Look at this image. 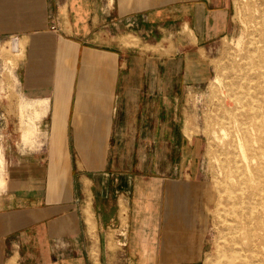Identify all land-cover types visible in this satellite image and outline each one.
I'll return each instance as SVG.
<instances>
[{
	"label": "crops",
	"instance_id": "obj_1",
	"mask_svg": "<svg viewBox=\"0 0 264 264\" xmlns=\"http://www.w3.org/2000/svg\"><path fill=\"white\" fill-rule=\"evenodd\" d=\"M230 13L229 0H0L31 117H0V264L204 258L214 196L183 99L209 76L202 50L235 34Z\"/></svg>",
	"mask_w": 264,
	"mask_h": 264
},
{
	"label": "rangeland",
	"instance_id": "obj_2",
	"mask_svg": "<svg viewBox=\"0 0 264 264\" xmlns=\"http://www.w3.org/2000/svg\"><path fill=\"white\" fill-rule=\"evenodd\" d=\"M229 2L231 25L234 26L235 34L218 38L211 42L206 49L202 50L208 59L209 76L202 86L192 88L183 99V115L187 131L190 134L197 133L206 138L204 140L206 149H204L200 165L214 196L213 204L208 207L207 249L204 258L197 264H220L224 259L222 258L223 251L231 248L230 240L232 236L229 234L225 220L224 208L226 203L224 192L228 187L236 189L238 184L236 179H229V176L234 175V172H227L225 169V164L231 163L228 153L232 150L233 145L232 136L227 135V138L223 133V125L220 122L223 108L220 100L224 96L223 90L226 91L227 84L233 77L229 67L234 61H241L239 55L245 53L246 44L253 38L254 33H257L248 22V0H229ZM161 32V34L168 35L162 41L169 42L170 45L167 46L171 48L172 30L165 29ZM21 46L24 48L23 43ZM11 49L9 43L0 44V60L5 63L6 67V70H0V117L5 118L8 122L11 119L13 120L14 117L19 118V121L23 124L17 127L21 129L26 121L25 114L27 113L28 118H31L26 106L30 104H24L26 109L22 112L19 102L21 94L24 93H22V88H16L17 83L13 71L15 63L23 56V53L19 54ZM4 86L6 87L4 88ZM249 126L251 132H253L251 134H254V125L250 123ZM1 128L5 127L1 126ZM6 128L7 130L12 129L13 125H8ZM28 128L30 127L27 126L23 129L22 135ZM3 150L2 141H0V153L4 154ZM2 172L4 170L0 171V173ZM115 242L116 245L114 247H123L119 239Z\"/></svg>",
	"mask_w": 264,
	"mask_h": 264
},
{
	"label": "bare ground",
	"instance_id": "obj_3",
	"mask_svg": "<svg viewBox=\"0 0 264 264\" xmlns=\"http://www.w3.org/2000/svg\"><path fill=\"white\" fill-rule=\"evenodd\" d=\"M248 8V22L257 34L239 55L241 61L229 67L233 77L220 100L223 133L232 136L233 145L225 169L234 172L229 179L238 184L224 192L232 239L220 264H264V0H248Z\"/></svg>",
	"mask_w": 264,
	"mask_h": 264
},
{
	"label": "built area",
	"instance_id": "obj_4",
	"mask_svg": "<svg viewBox=\"0 0 264 264\" xmlns=\"http://www.w3.org/2000/svg\"><path fill=\"white\" fill-rule=\"evenodd\" d=\"M53 28L55 29V26H53Z\"/></svg>",
	"mask_w": 264,
	"mask_h": 264
}]
</instances>
